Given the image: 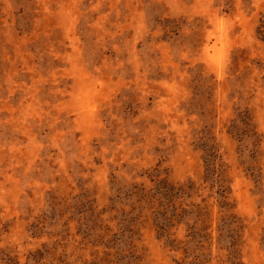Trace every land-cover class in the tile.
<instances>
[{
    "label": "rangeland",
    "instance_id": "1",
    "mask_svg": "<svg viewBox=\"0 0 264 264\" xmlns=\"http://www.w3.org/2000/svg\"><path fill=\"white\" fill-rule=\"evenodd\" d=\"M0 264H264V0H0Z\"/></svg>",
    "mask_w": 264,
    "mask_h": 264
}]
</instances>
